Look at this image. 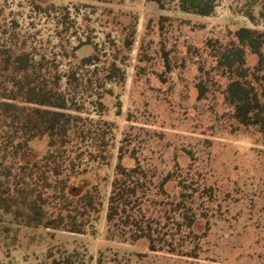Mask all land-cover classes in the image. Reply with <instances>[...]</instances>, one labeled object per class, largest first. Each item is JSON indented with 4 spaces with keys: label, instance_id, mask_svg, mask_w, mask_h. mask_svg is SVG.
<instances>
[{
    "label": "rangeland",
    "instance_id": "1",
    "mask_svg": "<svg viewBox=\"0 0 264 264\" xmlns=\"http://www.w3.org/2000/svg\"><path fill=\"white\" fill-rule=\"evenodd\" d=\"M12 21L56 59L64 85L89 55L100 67L115 61L125 80L113 78L82 98L84 116L115 126L111 165L71 182L82 193L98 175L104 204L94 229L22 228L15 245L0 246V264H68L67 257L71 264H264V132L234 121L224 101L227 80L213 68L208 46L210 39L229 44L240 27L264 31V0H216L209 16L184 10L182 0H0V24ZM247 60L253 69L258 56L248 50ZM122 146L124 165L134 166L136 156L153 175L143 209L160 223V251H150L147 239L109 236L108 197ZM46 151L47 139L35 140L23 159ZM168 175L169 198L159 187ZM179 181L196 219L193 232L177 224Z\"/></svg>",
    "mask_w": 264,
    "mask_h": 264
},
{
    "label": "trees",
    "instance_id": "2",
    "mask_svg": "<svg viewBox=\"0 0 264 264\" xmlns=\"http://www.w3.org/2000/svg\"><path fill=\"white\" fill-rule=\"evenodd\" d=\"M182 2L184 10L202 16L211 15L216 6V0H204L199 6L191 5L190 0ZM208 46L215 59L213 68L227 80L224 101L231 107L234 121L264 132V31L240 27L229 44L210 39ZM248 50L258 56L253 69L248 66ZM48 54L31 43L15 21L0 24V246L4 248L17 243L22 228L85 235L94 229L103 211L98 175L82 193H75L71 182L96 173L94 168L111 165L115 126L108 120L84 116L82 98L113 78L124 81L125 71L115 61L100 67L96 56L89 55L66 75L64 85L56 59ZM197 88L199 98H204L205 83L200 81ZM97 94L102 96L101 90ZM96 102L105 106L102 100ZM38 139H47V151L32 161L24 160ZM124 156L122 146L108 197L109 236L129 234L132 242L147 239L150 251H160L162 239L156 236L160 223L147 217L143 209L153 175L136 156H132L134 166L124 165ZM171 180L168 175L159 186L168 198L171 194L165 184ZM184 184L179 181L180 199L176 205L170 204L181 212L183 219L177 224L192 231L196 219L189 215ZM66 262L71 264L72 259L67 257Z\"/></svg>",
    "mask_w": 264,
    "mask_h": 264
}]
</instances>
